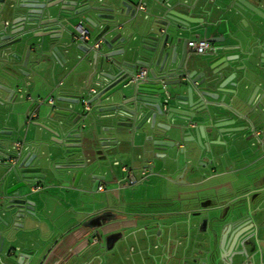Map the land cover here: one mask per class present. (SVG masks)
Here are the masks:
<instances>
[{"label": "crops", "instance_id": "crops-1", "mask_svg": "<svg viewBox=\"0 0 264 264\" xmlns=\"http://www.w3.org/2000/svg\"><path fill=\"white\" fill-rule=\"evenodd\" d=\"M140 1L145 4V9L139 11L141 16L166 19L167 11L176 13L188 23V29L182 32L186 39L212 37L215 40L209 41V48L203 53L189 52L190 58L207 62L204 69L208 64L212 66L206 71L207 79L199 88H193L190 101L181 105L188 113L195 114L180 142L199 148L189 156L192 168L183 172L171 163L168 173L164 174L167 177L145 172L143 183L165 179L163 191L124 198L128 212L119 222L102 227L85 226L81 222L104 204L96 192H105L107 197L111 192L109 187L126 188L115 179L119 173L110 172L109 177L116 182L105 184L96 192L59 187L58 180L50 174L51 178L46 181L51 185L29 196L36 201V215L8 217L13 235L4 241L8 251L3 250L7 253L2 254L8 263L0 262L25 264L26 257L18 262V254L24 252L33 254L27 264H102L104 257L117 251L132 264H200L213 255L219 264H264V16L248 7L254 6L264 14V0ZM163 1L167 7H163ZM134 27L126 23L119 30L126 35ZM213 46H218L216 51ZM69 51L64 52L69 55ZM190 67L192 79L199 77L202 68ZM90 68V63L83 62L73 79L65 75L62 91L81 92L87 97L85 89L80 87L85 86L83 78ZM217 69L222 70L218 80L216 74L211 75V70ZM203 86L214 97L199 95L198 90ZM173 90L176 89H169L170 93ZM205 101L210 102L209 116L199 110ZM169 103L178 106L174 99ZM58 106L66 108L68 103L60 101ZM94 107L92 104L81 120L85 125L84 134L92 137L87 149L91 159L96 158L94 151L99 147L95 136L109 135L105 126L111 124L108 120H97ZM75 108H83V103ZM209 125L216 127L206 136L205 127ZM164 134L155 138L177 139L172 130ZM50 136V133L43 135L47 140ZM139 143L141 137L134 140L130 151L126 147L116 157L135 166L152 158L153 145L146 142L150 151L143 153ZM55 150L60 153L63 147ZM54 160L58 163L60 158ZM136 171L142 173L139 168ZM66 185L70 186V182ZM204 199L209 202L219 199L215 202L218 209H210L208 202L202 204ZM239 201L249 202V207L237 212L232 207ZM217 214L222 216L214 227L217 237L206 245V237L214 226L212 218ZM202 221L205 224L201 226ZM96 233L98 241L93 237ZM122 240L129 242L126 245L129 244L131 251L121 253Z\"/></svg>", "mask_w": 264, "mask_h": 264}, {"label": "water", "instance_id": "water-1", "mask_svg": "<svg viewBox=\"0 0 264 264\" xmlns=\"http://www.w3.org/2000/svg\"><path fill=\"white\" fill-rule=\"evenodd\" d=\"M139 2L140 0H29L27 6L30 8L32 23L39 22L38 18L41 16L47 17L40 23L46 24V34L50 39L61 41L64 51L72 49L73 41L70 37L77 30V26L86 28L91 40L83 39L80 45H76L77 49L87 54L93 51L91 42L99 43V47H94L93 52V62L97 64L96 84L99 89L88 98V102L94 104L97 120H108L111 124L105 126L109 135L95 136L99 147L94 152L104 154L101 157L102 162L95 161L87 154L92 137L84 134L85 125L81 123L84 109L75 108L76 105L82 104V93L78 92L73 98L66 94L59 98L67 102L68 106L58 110L61 116L57 122L58 131L49 130L52 136L42 142L43 146L31 145L25 151L18 152L15 155L16 165L5 170L7 173L12 172V178L3 185L0 195L5 200L0 205V250L5 239L9 240L7 238H10L12 231L8 217L36 215V201L29 196L41 192V187L51 185L46 181L51 178L50 174L58 180L59 187H72L80 192H95L100 183L99 176H102L98 171L104 168V172H111L106 161L109 163L111 156L124 152L126 147L132 148L135 139L141 137V143L138 145L143 151H150L146 142H150L153 148L161 149L172 145L179 148L180 142L183 141V134L195 114L188 113L181 105L190 101L193 88H199L207 79L206 71L208 68L212 69V66L208 64L207 69H204L207 62L189 57L187 39L182 34L188 29V23L181 20L180 15L167 11L166 19L141 16L137 8ZM162 5L168 6L166 1H163ZM248 7L264 16L258 8ZM123 17L125 19H122ZM126 23L135 27L124 35L119 29ZM208 40L215 42L212 37ZM8 45L0 44L1 74L13 73H9L7 67L3 66L7 61ZM213 47L215 51L218 48ZM192 65L196 66L195 70L202 68L200 76L195 79L190 75ZM141 67L147 68L146 78L135 80L133 75ZM221 71L211 70V75L216 74L217 79ZM12 75L15 76V73ZM171 88L176 90L170 93ZM84 89L85 86L80 87V90ZM198 93L214 97L204 86ZM171 99H174L178 106L171 105ZM201 105L199 110L209 116L210 102L205 101ZM72 113L75 115L71 118ZM167 120L169 122H166ZM114 127L121 129L117 131L112 129ZM215 127L216 125L205 127L206 136H209ZM169 130L177 137L170 139L171 144L165 138H155L161 134L165 135L164 132ZM3 140L0 137V144H3ZM199 145L203 149V145ZM58 146L63 147L60 153L55 150ZM198 150L199 148L193 147L191 154ZM0 152L5 151L1 149ZM55 157L60 158L58 163L55 162ZM68 182L70 186L66 187ZM243 207H249V202L239 201V204L232 208L240 212ZM221 219L219 214L213 216L214 226L206 237V245L215 241L217 230L214 227L218 226L217 223ZM96 234L93 237L96 236L98 241ZM32 256V253L20 252L18 262L26 257L27 264Z\"/></svg>", "mask_w": 264, "mask_h": 264}, {"label": "flooded vegetation", "instance_id": "flooded-vegetation-1", "mask_svg": "<svg viewBox=\"0 0 264 264\" xmlns=\"http://www.w3.org/2000/svg\"><path fill=\"white\" fill-rule=\"evenodd\" d=\"M28 3L29 0H0V44H9L7 61L3 66L7 67L9 73H15V76L12 75L13 73L1 74L0 69V137L4 139L3 144H0V150L4 149L5 151L4 153L0 152V186L2 188L12 178V172L7 173L5 170L16 165L15 155L25 151L31 145L43 146L42 142L47 140L43 135L50 133L52 136L49 130L58 131L57 122L61 118L58 110L63 109L58 106L61 101L59 98L64 94L73 98L77 94L73 91H62L66 82L65 75L73 79L83 62L90 63L91 68L83 78L87 97L89 98L99 89L95 74L97 64L93 62L95 48L93 47V51L87 54L77 49L76 45H80V43L74 32L71 36L72 49L69 51L70 54L66 55L61 41L50 39L46 34V24L40 23L47 17L41 16L38 18L39 22L32 23ZM87 38L89 39L88 32ZM94 42L97 41H93L92 45ZM97 47H99V43ZM91 88H94V92L87 94ZM91 107L90 104V108L84 110V113L90 111ZM72 114L71 118L75 113ZM31 134L34 135L32 138L27 137ZM15 141L19 144L18 150L12 148ZM166 141L171 144L170 139ZM192 149L185 143H181L179 148L173 145L161 149L155 148L152 158L146 159L136 166L124 163L116 155L111 156L109 163L107 161L106 163L111 172L119 173V178H115L117 183L128 188L143 183L145 172L146 174L148 171L167 174L171 163L176 168L180 167L183 172H188L192 168L188 162ZM175 153H177L176 160L174 159ZM102 155H104L103 152L96 153L94 160L101 162ZM139 156L141 157V153ZM138 168L141 169V176L137 175ZM163 169L165 171L161 172ZM98 172L102 175L99 176L100 183L98 185H103V188L105 184L116 182L109 177L108 170L104 172L101 168ZM129 173L132 174V178L129 177ZM47 187L43 186L39 190H45ZM109 189L110 195H114V197L107 196L104 204L98 207L99 209L93 216L82 221V225L92 227L112 225L119 222L120 217L128 212V206L122 197L124 188L109 187ZM218 200L214 199L209 202L204 199L202 204L208 202L210 205L208 207L212 209L216 207L215 202ZM204 224L205 222L202 221L201 226ZM202 263L219 264L215 255L209 261H203L200 264ZM186 264L194 263L187 262Z\"/></svg>", "mask_w": 264, "mask_h": 264}, {"label": "rangeland", "instance_id": "rangeland-1", "mask_svg": "<svg viewBox=\"0 0 264 264\" xmlns=\"http://www.w3.org/2000/svg\"><path fill=\"white\" fill-rule=\"evenodd\" d=\"M139 176L141 175L139 172H138ZM165 182V179L162 178L161 181H156L154 182L153 184H148V183H139L138 185H135V186H132V187H128V188H124L122 190V197L123 198H135V197H139L141 195H156L158 192L160 191H163V189L166 187V185L164 184ZM2 186H0V194H2ZM105 192H96V196L99 200H101L100 202H104L106 201V196H105ZM107 196H111V198L114 197V195H110V193L107 194ZM5 200L0 196V205L4 202ZM102 238L105 237V235L103 234L102 232ZM128 241L126 240H122L121 241V253L123 252H126V251H131L128 247L127 244ZM129 243V242H128ZM126 246V249L124 248ZM8 249V244L7 243H4V247L2 249L3 250H7ZM8 251V250H7ZM4 253L0 251V261L3 260L5 262L8 263V261L6 260L5 258V255L6 253ZM118 252L115 251L114 254H109L108 256L104 257V262L102 264H132L131 260L130 259H125L123 257V254H117ZM102 260V259H101ZM101 262V261H100ZM98 264V263H97Z\"/></svg>", "mask_w": 264, "mask_h": 264}, {"label": "built area", "instance_id": "built-area-1", "mask_svg": "<svg viewBox=\"0 0 264 264\" xmlns=\"http://www.w3.org/2000/svg\"><path fill=\"white\" fill-rule=\"evenodd\" d=\"M137 8L142 11L145 9V4L144 2L140 1L137 5ZM76 37L79 39H86L87 38V31L85 30L84 27L82 26H77V30L75 32ZM186 44H187V49L189 50V52H194V53H203L205 52L208 48H209V40L203 37L200 38H191V39H187L186 40ZM94 47L98 46V42H94L93 43ZM147 75V70L145 67H141L139 68L137 71H135L133 78L135 80H144L146 78ZM94 92V88H91L89 91V94ZM82 103H83V109L86 111L90 108V103L88 102V97H83L82 98ZM12 148H14L15 150H18L19 148V144L17 141H15L12 144ZM129 177L132 178V174L129 173ZM103 185H98V189H102ZM94 240H97V237L94 236ZM0 264H4L2 262H0Z\"/></svg>", "mask_w": 264, "mask_h": 264}]
</instances>
